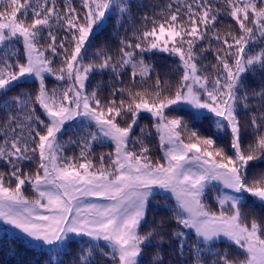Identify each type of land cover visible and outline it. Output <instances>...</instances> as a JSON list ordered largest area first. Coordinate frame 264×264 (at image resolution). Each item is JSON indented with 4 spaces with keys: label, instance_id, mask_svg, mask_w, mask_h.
Instances as JSON below:
<instances>
[{
    "label": "snow or ice",
    "instance_id": "6c2138e0",
    "mask_svg": "<svg viewBox=\"0 0 264 264\" xmlns=\"http://www.w3.org/2000/svg\"><path fill=\"white\" fill-rule=\"evenodd\" d=\"M257 164L264 0H0V222L42 264H264Z\"/></svg>",
    "mask_w": 264,
    "mask_h": 264
},
{
    "label": "trees",
    "instance_id": "16d2710c",
    "mask_svg": "<svg viewBox=\"0 0 264 264\" xmlns=\"http://www.w3.org/2000/svg\"><path fill=\"white\" fill-rule=\"evenodd\" d=\"M144 2L147 4L148 0H144ZM152 2L155 3L156 0H152ZM147 10L148 9L146 8L145 11H147ZM136 23L139 24V20H137ZM114 24H115V17H112L110 21L106 22V27L104 29V32L101 33V36H107L108 34L112 33ZM129 31H131V29H129ZM121 32H123V29H121ZM101 36H98L96 38L97 43L100 42ZM113 43H115V41H113ZM156 59L158 61H160L161 63H164L166 61V57L162 56V55H157ZM97 79H100V77H97ZM248 82L250 85L256 86L259 83V77L258 76L253 77L250 74L248 77ZM48 85L50 88L56 86V81L54 80V78H49ZM25 86H27V85H25ZM33 86H35V85H33ZM144 123H148L146 115H145V118L141 120V124H144ZM205 123H207V122H205ZM197 127H199V125H197ZM69 135H71V132H66L64 138L67 139ZM221 142H223V141H221ZM152 143L155 145L158 143V141L154 139L152 141ZM94 150L97 153H99L101 151H109L111 149L107 146L103 147V148L97 146ZM67 154L72 155L73 152L70 151ZM77 154H78V152H77ZM156 154L160 155V153L158 151L156 152ZM257 167H264V164H257ZM26 194L34 195L33 193H31L30 190H28ZM249 203L251 204L252 202L249 201ZM253 206L258 211L262 210L261 206L259 204H256ZM162 213H163L162 209L158 210L156 213L157 218ZM1 228H2V226H1ZM10 245H11V247L18 250L16 252V254H12L10 252ZM218 246L223 248V247H227L228 245L226 243H221ZM72 247L75 248V245H73ZM233 251L235 252V249H233ZM71 258L72 257L69 256V257H66L65 259H71ZM21 259H23L24 261H31L32 264H42V261L44 259H46V256L40 249H34L33 250L29 245H27V243L23 239H21L19 237L18 233H15V231L7 233L6 230H3V231L0 230V264H19ZM97 259H99V257H97Z\"/></svg>",
    "mask_w": 264,
    "mask_h": 264
},
{
    "label": "rangeland",
    "instance_id": "374dc122",
    "mask_svg": "<svg viewBox=\"0 0 264 264\" xmlns=\"http://www.w3.org/2000/svg\"><path fill=\"white\" fill-rule=\"evenodd\" d=\"M2 226V228H1ZM0 230L3 231V230H6L7 233H10V232H14L15 230H9L8 226L4 225L3 222H0Z\"/></svg>",
    "mask_w": 264,
    "mask_h": 264
}]
</instances>
